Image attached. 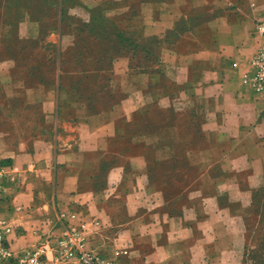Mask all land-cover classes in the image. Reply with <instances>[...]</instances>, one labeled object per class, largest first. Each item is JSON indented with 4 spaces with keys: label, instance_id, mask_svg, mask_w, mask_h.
I'll return each instance as SVG.
<instances>
[{
    "label": "crops",
    "instance_id": "1",
    "mask_svg": "<svg viewBox=\"0 0 264 264\" xmlns=\"http://www.w3.org/2000/svg\"><path fill=\"white\" fill-rule=\"evenodd\" d=\"M75 2L157 40L165 74H150L149 84L134 92L149 90L151 110L156 104L183 115L187 129H194L188 146L174 141L167 126L164 145L166 153L184 147L176 160L195 171L196 187L175 198L164 196L166 188L152 189L146 156L136 153L141 139L125 138L132 115L143 107L137 98L111 117L120 104L97 106L76 90H63L60 72L46 84L32 77L30 66L15 69L0 57V163L8 171L0 222L13 229V252L52 245L83 223L86 249L115 264H238L229 230L233 206L244 200L247 183L264 186V99L243 83L264 47V0ZM207 13L212 18L188 20ZM14 31L1 25L0 38ZM131 143L133 154L126 150ZM112 159L114 171L106 172ZM101 179L117 181L116 188ZM120 196L127 210L122 217L113 205Z\"/></svg>",
    "mask_w": 264,
    "mask_h": 264
},
{
    "label": "rangeland",
    "instance_id": "2",
    "mask_svg": "<svg viewBox=\"0 0 264 264\" xmlns=\"http://www.w3.org/2000/svg\"><path fill=\"white\" fill-rule=\"evenodd\" d=\"M57 1L0 0V26L11 24L15 28L10 32L12 38H0L1 60L8 66L14 65L15 69L30 66L32 77L42 79L46 84H53L51 79L60 72L64 79L60 82L63 90H76L82 100L93 101L97 106L113 108L120 104L112 110L111 117L121 114L123 102L137 98L143 107L132 115L135 119L128 126L130 129L125 138L141 139L136 153L146 156L152 189L166 188L164 196L167 198H175L177 191L190 189L191 193L196 187L195 171L176 160L185 152L184 147L174 146L166 153L164 142L169 126V136L189 146L194 129H187L183 115L166 113L156 104L151 110L148 107L149 90H144L143 95L134 92L135 87L144 89L149 84L150 74H165L157 53V40L143 38L131 31L125 21L104 20L98 10L87 12L75 0H67L61 15ZM212 16L211 13L204 17L193 14L188 20L196 22ZM20 25H25L22 33ZM58 62L61 65L58 66ZM157 86L163 88L165 80L157 82ZM177 119L178 125L175 124ZM172 126L174 131H171ZM126 150L135 153L132 143ZM167 155L175 156V160H165ZM109 164L106 163L110 168L106 172L114 171L111 167L116 162L112 159ZM99 184L116 188L117 181L108 183L101 179ZM128 185L131 186L130 178ZM243 196L244 200L233 206V222L229 224L235 255L238 264H264V186L247 183ZM115 200L113 205H117L119 211L114 212L122 217L127 211L123 210L125 199L120 196Z\"/></svg>",
    "mask_w": 264,
    "mask_h": 264
},
{
    "label": "built area",
    "instance_id": "3",
    "mask_svg": "<svg viewBox=\"0 0 264 264\" xmlns=\"http://www.w3.org/2000/svg\"><path fill=\"white\" fill-rule=\"evenodd\" d=\"M249 65L250 70L244 75L243 83L264 99V47L255 53ZM7 180V167L0 163V192ZM12 230L8 224L0 222V264H115L86 249L87 230L83 223L79 228H70L54 244L41 243L19 255L13 252L8 240Z\"/></svg>",
    "mask_w": 264,
    "mask_h": 264
},
{
    "label": "trees",
    "instance_id": "4",
    "mask_svg": "<svg viewBox=\"0 0 264 264\" xmlns=\"http://www.w3.org/2000/svg\"><path fill=\"white\" fill-rule=\"evenodd\" d=\"M52 1V0H51ZM59 4H58V6H59V8L61 9V15H63V6H64V4L67 2V0H58L57 1ZM0 10H1V8H0ZM8 25H11V24H8ZM179 31H180V29H179ZM169 37H171V38H173L174 37V35L173 34H169ZM157 43V42H156Z\"/></svg>",
    "mask_w": 264,
    "mask_h": 264
}]
</instances>
